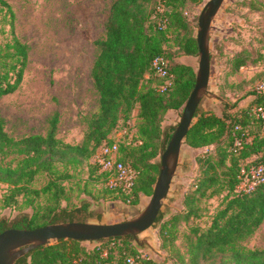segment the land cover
Returning a JSON list of instances; mask_svg holds the SVG:
<instances>
[{
	"label": "trees",
	"instance_id": "16d2710c",
	"mask_svg": "<svg viewBox=\"0 0 264 264\" xmlns=\"http://www.w3.org/2000/svg\"><path fill=\"white\" fill-rule=\"evenodd\" d=\"M185 1H113L105 37L96 42L99 53L91 71L99 107L88 120L81 143L56 137V115L47 135L19 139L6 131L0 116V184L7 186L1 201L14 206L22 196L31 207V212L15 220L1 218L0 233L9 228L101 219L91 200L72 209L62 206L67 182L72 183L74 172L86 163L108 199L137 204L141 195L153 194L161 155L177 126L164 128V120L169 111H183L196 84L195 68L176 58V54L199 57L197 33L182 6ZM0 4L7 7L13 29L11 6L5 0ZM157 58L166 62V75L156 70ZM248 60L239 52L230 58L231 67L239 70ZM28 61L29 46L20 38L13 35L4 48L0 46V97L20 87ZM248 95L252 100L246 105L221 101L220 113L202 108V101L196 110V121L184 144L197 151V175L184 194L182 211L166 218L167 211L162 210L153 226L159 225L165 246L175 240L178 224L199 216L198 203L203 198L222 195L223 201L207 228H190L186 253L170 256L172 264H264V249L237 247L264 222V182L249 190L239 189L244 172L264 164V120L255 112V108L264 110V90L254 89ZM121 130L126 134L119 143L120 159L137 172L129 192L109 187L108 173L92 163L100 145L113 143ZM40 176L46 181L37 187ZM74 184L80 187V182ZM40 198H44L43 205ZM136 240L128 235L88 241L94 243L89 246L86 241L62 239L32 250L15 264H160L141 257Z\"/></svg>",
	"mask_w": 264,
	"mask_h": 264
},
{
	"label": "rangeland",
	"instance_id": "374dc122",
	"mask_svg": "<svg viewBox=\"0 0 264 264\" xmlns=\"http://www.w3.org/2000/svg\"><path fill=\"white\" fill-rule=\"evenodd\" d=\"M5 1L14 12V28L10 26L7 7L0 4V46L4 48L13 35L29 46V61L22 84L14 93L0 97V116L5 119L6 131L17 139L33 134L47 135L56 115V137L72 144L81 143L88 120L99 107V94L91 71L99 53L96 42L105 37V25L114 0ZM208 1L186 0L182 5L195 33ZM171 47L175 49L173 43ZM210 52L213 57L209 95L204 96L201 107L220 113L223 100L230 104H248L252 100L248 94L264 82V0H225L211 25ZM239 52L248 56V64L233 70L230 58ZM179 57L198 71V56L176 54V58ZM182 112L169 111L164 128L178 125ZM114 138L116 140V135ZM196 155V150L183 144L179 166L162 208L167 211L166 218L183 209L184 194L190 191L197 175ZM95 178L88 163L82 165L74 172L73 182H67V193L62 200V206L69 209L91 200L92 209L101 213L102 218H87L88 222L111 224L132 219L152 197L141 195L137 204L120 203L105 197ZM45 181V176H40L35 186L41 187ZM76 182H80L81 188L74 184ZM6 188L0 184V219L12 221L31 212L22 196L14 206H4L1 199ZM222 201V195L203 198L198 203L199 216L178 224L173 243L169 240L164 246L159 225L138 234L134 243L141 257L172 264L170 256L178 258L179 253H186L190 228H207ZM39 202L43 205L44 198ZM86 244L94 245L88 241ZM237 247L264 249V222Z\"/></svg>",
	"mask_w": 264,
	"mask_h": 264
},
{
	"label": "water",
	"instance_id": "95a60500",
	"mask_svg": "<svg viewBox=\"0 0 264 264\" xmlns=\"http://www.w3.org/2000/svg\"><path fill=\"white\" fill-rule=\"evenodd\" d=\"M225 0H209L198 20L197 42L199 67L195 87L185 104L180 121L161 155V170L149 203L136 217L116 223L64 222L34 229L9 228L0 233V264H15L22 256L40 246L62 239L99 241L102 239L138 236L155 223L168 196L172 180L179 166L181 148L196 121V110L208 94L211 74L210 32L212 22Z\"/></svg>",
	"mask_w": 264,
	"mask_h": 264
},
{
	"label": "built area",
	"instance_id": "2783aa9c",
	"mask_svg": "<svg viewBox=\"0 0 264 264\" xmlns=\"http://www.w3.org/2000/svg\"><path fill=\"white\" fill-rule=\"evenodd\" d=\"M156 70L166 75V62L162 58L154 61ZM260 90H264V82L259 86ZM255 112L264 120V110L255 108ZM126 134V130L116 132V140L113 143L104 142L95 152L92 163L98 165L101 171L108 173L107 185L111 188H121L124 191H131L137 177L136 170L130 165L124 163L120 159L119 143L121 137ZM239 145L240 142H237ZM264 182V164L252 167L249 172H244L243 181L239 187L240 190H249L255 185ZM132 262L131 259L128 260Z\"/></svg>",
	"mask_w": 264,
	"mask_h": 264
}]
</instances>
